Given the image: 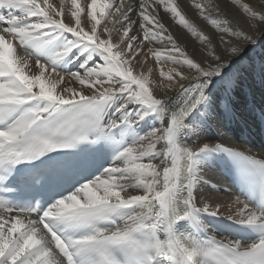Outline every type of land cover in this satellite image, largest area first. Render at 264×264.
I'll list each match as a JSON object with an SVG mask.
<instances>
[{"label": "snow or ice", "instance_id": "obj_1", "mask_svg": "<svg viewBox=\"0 0 264 264\" xmlns=\"http://www.w3.org/2000/svg\"><path fill=\"white\" fill-rule=\"evenodd\" d=\"M189 6L0 0V264H264V0Z\"/></svg>", "mask_w": 264, "mask_h": 264}, {"label": "bare ground", "instance_id": "obj_2", "mask_svg": "<svg viewBox=\"0 0 264 264\" xmlns=\"http://www.w3.org/2000/svg\"><path fill=\"white\" fill-rule=\"evenodd\" d=\"M53 2H55V0H53ZM81 2L83 3V0H81ZM179 2H181L182 6L185 7L187 14L197 24H199L202 28H204L205 31H210V29L204 24V22L200 21L198 19V17H196L195 11L193 9H191V7L189 6V0H179ZM251 2L257 3V0H251ZM225 10L230 11L231 14H233V15L236 14L234 9H228L227 4H225ZM163 18H164L166 23L171 25V30L173 31L174 34H176L177 36L180 37L181 42H188V43H192V44L196 43L188 33H186L183 29L179 28V26L175 25L167 16H164ZM152 63L153 62L151 60H149V65H152ZM158 72H159V66L158 65L154 66V72H153V78L154 79L158 77ZM251 91L254 94V97H255V100L257 103H260L262 100H264V89H262L258 83L252 85ZM169 95L171 96L173 94L169 93ZM248 98L250 99L251 96H249ZM245 102H246L245 97L243 94H241L238 97V107H240L242 109ZM209 135L210 136H216L217 133L213 130V131L209 132ZM220 141L228 142L230 144H232V142H233V140H231L230 137L228 136V133L220 134V138L216 139L214 142H220ZM260 150L261 149H257V151H260ZM156 163H159V161H156ZM204 171H210V174L208 172L209 175L204 173L205 178L210 179L213 183L217 184V186L219 188L223 189V188L228 187V185L224 181V179L221 178L219 175H217V172L215 171V168H214V164H212L211 167L206 168ZM213 196L215 198L221 200V201H224V202H227L228 198H229V194L224 192V191L213 193Z\"/></svg>", "mask_w": 264, "mask_h": 264}, {"label": "rangeland", "instance_id": "obj_3", "mask_svg": "<svg viewBox=\"0 0 264 264\" xmlns=\"http://www.w3.org/2000/svg\"><path fill=\"white\" fill-rule=\"evenodd\" d=\"M208 172H209V174H210V171H204V173H206V174H208ZM209 174H208V175H209ZM221 178H222V177H221Z\"/></svg>", "mask_w": 264, "mask_h": 264}]
</instances>
